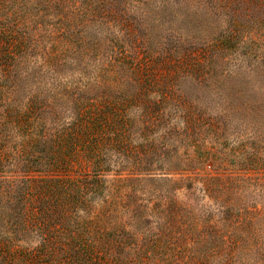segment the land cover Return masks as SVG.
<instances>
[{
	"label": "trees",
	"instance_id": "trees-1",
	"mask_svg": "<svg viewBox=\"0 0 264 264\" xmlns=\"http://www.w3.org/2000/svg\"><path fill=\"white\" fill-rule=\"evenodd\" d=\"M254 77L264 0H0V264H264Z\"/></svg>",
	"mask_w": 264,
	"mask_h": 264
},
{
	"label": "rangeland",
	"instance_id": "rangeland-1",
	"mask_svg": "<svg viewBox=\"0 0 264 264\" xmlns=\"http://www.w3.org/2000/svg\"><path fill=\"white\" fill-rule=\"evenodd\" d=\"M212 25H213L212 22L204 21L201 18V28L209 27V28H212L213 31H214V27ZM234 56L235 55H231L230 57L233 58ZM236 59H237L236 62L238 63L241 59H243V57L237 55ZM241 65H244V63L241 64ZM225 66L226 65H223V67H225ZM230 67L231 66H229L228 69ZM242 84H243V88H246V87L249 86V88L246 91H244L245 97H247L249 99H251L253 96L260 97L262 95V93L264 92V90L261 87H259L260 85H258L259 83H258V81H257V79L255 77H254V80L252 81V83H244V81L240 79L239 80V86H240V88L242 87ZM194 94H196L197 97H198L197 98V101H198V105L200 107H201V104L202 103L203 104H207L210 101H213V102L215 101V95H214L213 91L208 92L203 87L194 89ZM178 151H179V153H182L184 151V148L183 147H180ZM189 152H190V150H189ZM198 176L201 177L202 174L199 173ZM194 187L196 188V190H198V189L201 188V186L198 183H196L194 185ZM196 194L198 196V200L197 201L199 203H201L202 201H205V200H201V192L196 191Z\"/></svg>",
	"mask_w": 264,
	"mask_h": 264
}]
</instances>
